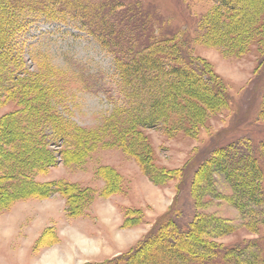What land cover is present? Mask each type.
<instances>
[{
	"label": "trees",
	"instance_id": "trees-1",
	"mask_svg": "<svg viewBox=\"0 0 264 264\" xmlns=\"http://www.w3.org/2000/svg\"><path fill=\"white\" fill-rule=\"evenodd\" d=\"M124 3L0 0V106L12 101L17 105L0 118V212L18 201L59 193L66 201L69 217L82 215L93 200L89 190L93 188L62 180L43 181L39 176L48 174L58 162L82 165L100 147L120 148L154 184H163L172 172L154 163L145 130L197 129L209 112L225 104L212 70L204 60L187 53L180 34H159L153 16L135 4ZM215 3V9L200 20L195 39L198 43L239 54L246 52L253 37L263 43L264 0ZM38 16L62 22L77 20L112 55L120 100L102 125L80 127L57 109L56 101L67 99L65 73L37 59L35 70L25 67L18 38ZM178 122L185 124L180 127ZM259 145L257 153L251 150L250 141L215 148L194 170L190 180L193 193L199 192L200 197L202 189L214 188L217 177L223 176L232 191L228 200L236 208L242 212L263 208L264 169L260 157H264V141ZM114 171L110 166H100L96 171L105 180L102 196L120 190ZM174 173L176 177L178 173L180 189L189 173L186 167ZM178 200L173 199L132 248L106 261L86 264H264L261 243L239 250L223 248L215 240L233 227L201 213L185 223L177 209ZM138 211L128 210L122 227L135 226L133 219Z\"/></svg>",
	"mask_w": 264,
	"mask_h": 264
},
{
	"label": "rangeland",
	"instance_id": "rangeland-1",
	"mask_svg": "<svg viewBox=\"0 0 264 264\" xmlns=\"http://www.w3.org/2000/svg\"><path fill=\"white\" fill-rule=\"evenodd\" d=\"M123 1L153 16V26L159 34H180L185 50L189 49L187 53L204 60L212 70L223 90L220 94L225 97V104L209 112L197 129L187 126L173 131L164 127L145 130L154 163L172 172L163 184H154L138 163L117 147H100L79 166L58 162L39 179L91 187L93 200L82 215L73 218L67 215L66 201L59 193L18 201L1 211L0 264H86L114 258L140 241L175 197L179 199L177 209L183 222L188 223L201 213L233 227L215 240L223 248L239 250L259 243L264 246V207L244 212L236 208L228 200L232 191L223 176L217 177L214 188L203 185L207 189H202L200 197L190 187L196 166L215 148L241 140L250 141V148L256 153L260 149L259 144L264 141V39L261 44L253 37L241 54L198 43L195 39L200 20L215 9V0ZM260 35L264 36V25ZM18 39L29 70L36 69L37 59L48 61L65 73L67 99L56 101L57 109L80 127L102 125L120 100L118 78L112 55L83 25L77 20L33 17L29 30ZM16 106L15 101L0 106V118ZM177 124L181 127L185 123ZM260 158L264 169V157ZM100 166H110L119 178L120 190L111 196L101 195L105 180L96 172ZM184 167L189 178L179 189L178 173L176 177L174 172ZM128 210H139L133 219L137 224L124 228L122 222ZM83 239L88 243L83 244ZM52 255L55 256L48 263Z\"/></svg>",
	"mask_w": 264,
	"mask_h": 264
},
{
	"label": "bare ground",
	"instance_id": "bare-ground-1",
	"mask_svg": "<svg viewBox=\"0 0 264 264\" xmlns=\"http://www.w3.org/2000/svg\"><path fill=\"white\" fill-rule=\"evenodd\" d=\"M79 240H80V239H79ZM82 242H83V244H87V243H88V242H87L86 240H84V239L82 240ZM54 256H55V255H52L51 258H49V259L47 260V262H48V263H49V262L51 263V259L54 258Z\"/></svg>",
	"mask_w": 264,
	"mask_h": 264
}]
</instances>
